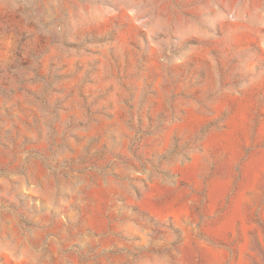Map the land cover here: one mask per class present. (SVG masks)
I'll return each instance as SVG.
<instances>
[{
	"label": "rangeland",
	"instance_id": "rangeland-1",
	"mask_svg": "<svg viewBox=\"0 0 264 264\" xmlns=\"http://www.w3.org/2000/svg\"><path fill=\"white\" fill-rule=\"evenodd\" d=\"M0 264H264V0H0Z\"/></svg>",
	"mask_w": 264,
	"mask_h": 264
}]
</instances>
